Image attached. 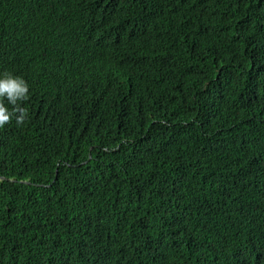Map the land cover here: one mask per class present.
I'll list each match as a JSON object with an SVG mask.
<instances>
[{"label": "trees", "instance_id": "trees-1", "mask_svg": "<svg viewBox=\"0 0 264 264\" xmlns=\"http://www.w3.org/2000/svg\"><path fill=\"white\" fill-rule=\"evenodd\" d=\"M114 1L0 0V74L29 85L0 128V264H264V0H127L156 7L140 39L54 52Z\"/></svg>", "mask_w": 264, "mask_h": 264}, {"label": "clouds", "instance_id": "clouds-1", "mask_svg": "<svg viewBox=\"0 0 264 264\" xmlns=\"http://www.w3.org/2000/svg\"><path fill=\"white\" fill-rule=\"evenodd\" d=\"M177 1L173 0L162 5L161 11L164 19L168 17L173 4ZM110 4H119V9L102 26H95L91 21L83 20V26L77 29L75 35L62 30L54 32L50 38L54 52L62 57H67L69 61H74L86 51L87 42L106 46L109 44L108 42L117 38L120 30L125 33L122 44L134 42L154 27L156 17L154 4L148 1L128 4L127 0H118ZM110 4H98L97 11ZM3 20L4 14L0 9V25L6 36L7 28L3 24ZM81 33H83L82 36ZM65 37L70 43L64 42ZM28 99L29 85L25 79L7 71L0 74V128L11 123L13 118H15L17 126L25 123L29 113L23 105ZM5 101H7V105L12 106L11 110L6 106Z\"/></svg>", "mask_w": 264, "mask_h": 264}]
</instances>
